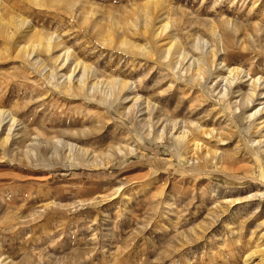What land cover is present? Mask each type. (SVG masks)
Returning a JSON list of instances; mask_svg holds the SVG:
<instances>
[{
    "label": "rangeland",
    "instance_id": "1",
    "mask_svg": "<svg viewBox=\"0 0 264 264\" xmlns=\"http://www.w3.org/2000/svg\"><path fill=\"white\" fill-rule=\"evenodd\" d=\"M146 4L190 55H200L197 38L220 50L204 80L185 73L186 60L166 66L159 47L168 39L154 40L150 27L147 37L140 33ZM12 18L30 22L36 37L23 29L8 46L0 36V110L25 128L7 144L8 125L0 132V264H244L254 251L262 253L251 264L264 259V0H0L1 23L13 29ZM38 35L60 42L54 55L67 49L97 79L118 78L131 90L98 102L54 92L14 59V47ZM120 35L150 56L122 47ZM40 59L54 69L50 56ZM235 66L261 77L263 89L251 97L243 77L222 99L221 77ZM134 95L149 111L126 113ZM169 121L210 154L176 147L167 132L157 141ZM57 138L89 155L66 160L46 144ZM34 142L42 143L31 154Z\"/></svg>",
    "mask_w": 264,
    "mask_h": 264
},
{
    "label": "bare ground",
    "instance_id": "2",
    "mask_svg": "<svg viewBox=\"0 0 264 264\" xmlns=\"http://www.w3.org/2000/svg\"><path fill=\"white\" fill-rule=\"evenodd\" d=\"M148 3L152 4L151 5L152 7H156V5H157L156 4L157 2L155 3V1H149ZM148 5L146 8L148 12L146 11L147 15L144 18L145 22L143 23V26H141L139 29L141 31L140 33L143 34L144 36L146 35V37H147V34H145V33H146L147 29L150 27V28H152V33L154 34V38H153L154 40L161 39L163 41H166L168 39L167 43L160 45V47H159V50L162 51V55H164V58L163 57L162 58L165 61L166 66L167 65L170 66L169 64L174 62L173 65L177 64L179 67L186 60L189 62V64H188L189 67L187 69H185V73H188L190 78L193 79L194 81H196V83H199L202 80H204L208 71H210L213 67H215V63L217 61V53L220 50L218 49L219 51H217V49H210L209 47H207L208 44H207L206 40H204L202 38H197L196 42L193 46V49H195V51L198 52L200 55H199V57L192 56V54L190 55L185 49L183 50L181 48V46L178 44V41L175 40V37L167 32V29L169 30L168 23H166V24L163 23V20L160 19L159 16L155 17L154 13L150 12L151 9L150 10L148 9ZM152 10L155 11L154 9H152ZM162 11H163V9H162ZM158 14H159V12H158ZM165 18H167V17H165ZM11 20L13 21V22L11 21L13 29L11 27V24L9 25L11 27V29H9L7 27L8 26L7 23H1V21H0V36L5 38V41L7 42L8 46H9L11 40L14 41L16 33L23 30V29L26 30V33L30 36V38L36 37L35 36V29L30 22H28L27 20H23V18L20 20L19 19L17 20L16 18H12ZM157 20H159L158 22H156L159 24L158 26L154 23ZM90 22L91 21H89V23ZM164 22H165V19H164ZM136 26L137 25L134 24L132 27H134V29L137 30ZM111 30H113V29H109V31H111ZM213 31L214 30H211V32H213ZM21 33H23V32H21ZM43 36L38 35L36 40L31 41V43L29 42V45H27V46L16 45L13 49V54H14V59L19 60L23 64V66H26V67L28 66L30 68L32 67L33 69H35L37 71V73L39 75L42 74L43 75V76L41 75V77H43L42 79H44V81L48 85H50V87H52L54 92L59 90L63 95L67 94L68 96H70V98H82L83 99V97H84V99L90 98V99H93L94 101L98 102L96 96L99 97V101L100 100L101 101H107L108 99H110V97L113 94H118V96H119V94H121V96H122V94L124 95V93L126 91L131 90L132 85H130L129 82L123 81V80L118 79V78L116 80H113L112 82L105 81L102 79H100V80L97 79L93 75L90 67L86 63H84L83 61L82 62L77 61L76 59L71 60V58H70L71 52H69L67 49H65V51H63V54H61V55H54L53 52H55L56 50H58L62 47L60 42L56 38H54L50 35L48 37L47 36L43 37ZM148 36H149V34H148ZM192 37H193V35H192ZM104 38H106V37L104 36ZM101 39H102V37H101ZM103 42H104V40H103ZM119 43L122 47L127 48L128 51H132V52L137 51L138 52L137 54H139V55L150 56V54H151V50H147L146 47H144L140 44H137L134 41L133 42L130 41L129 39H127V37L120 35L119 36ZM153 43L154 42L152 40V44ZM219 43H220V49L223 51L222 41H219ZM42 53L46 54L47 56H50L52 63L55 65L54 69H52V70L46 69L42 59H40V55ZM67 63L71 64V67H70L71 70L66 75H60V71H62V69L65 68V65ZM57 70H59V71H57ZM225 72H227L228 75L225 77H221V80L223 82H225L223 90L220 92L222 99L226 98L227 93H228V89H231L232 86L236 83V81L240 80L243 77H245L247 79V81L251 82V86L253 87V90L250 93L251 97H253V95H254V90L257 92L263 86V82L261 81V77L256 76V77L252 78L249 75L245 74L239 67H236V66L235 67H227ZM210 74H212V73L210 72ZM55 76L56 77L59 76L60 77L59 79L62 80V82L59 81ZM53 78L57 79L58 82L56 80H55L56 82L55 81L52 82ZM262 93H260V95H262ZM263 95H264V93H263ZM250 96L245 98L246 101L244 100L245 103L243 102V105L249 106V103L252 104L251 103L252 100L250 99ZM263 98H264V96H263ZM130 101L133 102V104L128 109H126L127 114L132 113L134 111H135V113H138V112L142 113V111H145V110L149 111V108H150L149 101L142 100L141 96L134 95L132 98H130ZM261 109H263V108H261ZM257 112L258 111H255V112H253V114H250L249 116L252 118V117H254L255 113H257ZM6 125H8L7 126L8 132H7L6 136L3 137L2 141H1L2 144H5V143L7 144V142L12 137L13 132L16 128H18V132H23V129H25V128H23V125L19 121V119H17L14 116V114H12L10 111L3 109V110H0V132H2L3 126H6ZM145 125H146V130H147V128L149 130L146 133L147 136H151L150 134L152 132L151 131L152 127H151L150 122H149V124L147 123ZM195 130L197 132H199L200 134H202L203 136H205V138L206 137L210 138L212 136V132H208L204 129H201V127L198 125H195ZM166 132L173 139L176 147H178V148L188 147L189 151L192 152V155H195L196 152H199L202 149H204V151H206L205 155L210 154V151L205 149V146L202 147V143H200V141L195 140L192 137V134L190 133V131L187 128L185 129V125L183 126V124H180L177 121H169L168 126L166 125V126L162 127L161 130L156 132V138L155 139L157 141L164 140ZM33 139L36 140V138H33ZM35 142L31 146L32 149L29 150V152L31 154L36 150V149H34L35 148L34 144L37 145V147L39 148V146L41 145L40 143H42V142H40V143H38V142L35 143ZM46 144L49 146V149L53 150L54 153H56L58 151V149L61 150L62 155H64V158L66 160L70 159V160L77 162L79 160H82L81 158L88 154V150H86L85 148L82 149L79 146H77L76 144L69 142V141L66 142L64 140H61L60 138H57L54 141H52V140H50L48 142L46 141ZM118 152H120L119 149H118ZM105 155L108 156V154H105ZM109 155H111V154H109ZM80 156H82V157H80ZM90 164L93 165L94 167H98L96 160H92ZM257 252L262 253V251L261 252L260 251H256V252L254 251V253L253 254L251 253V254L254 255ZM252 255L246 256V259L244 260V264L246 262H248L246 264L252 263V261H250L251 258H253ZM256 264H264V259L263 258L260 259L259 261H257Z\"/></svg>",
    "mask_w": 264,
    "mask_h": 264
}]
</instances>
